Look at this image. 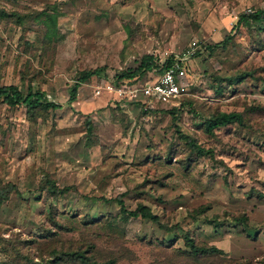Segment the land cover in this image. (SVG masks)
I'll return each mask as SVG.
<instances>
[{"label": "rangeland", "instance_id": "374dc122", "mask_svg": "<svg viewBox=\"0 0 264 264\" xmlns=\"http://www.w3.org/2000/svg\"><path fill=\"white\" fill-rule=\"evenodd\" d=\"M261 10L264 0H0V87L60 105L29 112L0 98V190L11 188L0 264L74 252L99 263L264 264V19L240 24ZM194 45L178 75L188 94L172 103L106 90L144 56L161 64ZM218 113L244 122L209 135ZM181 134L213 154L199 156ZM49 183L67 192L51 195ZM118 199L160 222L122 214ZM187 237L224 255L193 256ZM67 258L60 264H80Z\"/></svg>", "mask_w": 264, "mask_h": 264}, {"label": "trees", "instance_id": "16d2710c", "mask_svg": "<svg viewBox=\"0 0 264 264\" xmlns=\"http://www.w3.org/2000/svg\"><path fill=\"white\" fill-rule=\"evenodd\" d=\"M16 16V15H15ZM3 18H9V15H3ZM242 22H247L248 25L252 26H260L264 19V10L258 11L255 15H247L242 18ZM232 40V35L228 36L223 43L228 44ZM174 57H170L165 64L162 66L160 62L154 58L153 56H144L140 61L139 65L134 69H127L123 71V73L117 75V79L119 82L116 84L118 87L121 86H135L138 85L139 81L143 79V77L150 72H158L162 73L165 69H168L174 64ZM161 68V69H160ZM99 71H92L84 73L75 84L72 89L70 102H75L77 100V92L82 84L87 83L92 77L99 75ZM246 78V75H242L235 79H229V84L234 85ZM224 92L223 88H219L217 93L222 94ZM0 98L3 99L9 106H18L25 105L29 112H35L38 109L43 110H57L60 108V105L55 104L54 102H50L46 99L45 95L42 93L29 94L24 97L22 93L16 87H0ZM244 119L243 116L239 113H218L216 115H212L209 119L205 121V131L209 135H213L214 131L217 129H221L224 127H228L232 124H243ZM89 132H92V127H88ZM181 138L185 140V142L193 149L195 153L199 156H210L212 155L211 150H207L203 148L196 140L191 139L190 137L184 136L181 134ZM44 190H47V193L51 195H62L67 192V189L60 190L56 187L55 183H49ZM11 188H5L0 190V205L3 203L5 199H7V195L10 194ZM253 196L254 193H251ZM259 199H263L264 195L258 193ZM119 206L121 207V212L124 215H128L133 218H142L146 220H150L154 223H159L160 218L153 213L151 208L145 205H139L135 211H128L124 205L122 199L117 200ZM206 210V209H205ZM204 210V211H205ZM203 211V212H204ZM187 245L190 249V253L193 256L202 255H211V256H221L224 255V251L220 250L217 247H202L196 245L195 241L189 237H187ZM56 264H60L61 261H66L69 258H72L80 264H115L114 261H108L106 263H99L95 261L91 257H87L83 252H74L65 255L64 257L55 254Z\"/></svg>", "mask_w": 264, "mask_h": 264}, {"label": "built area", "instance_id": "2783aa9c", "mask_svg": "<svg viewBox=\"0 0 264 264\" xmlns=\"http://www.w3.org/2000/svg\"><path fill=\"white\" fill-rule=\"evenodd\" d=\"M249 13H252V11H249ZM196 50H198V47L194 45V47L186 53L175 56V62L171 67L165 69L162 73L154 72L156 78L154 77L152 81L144 85L138 84L135 86L118 87L114 84H106V90L112 94H118L122 98H129L131 101L142 97L152 103H172L176 99L188 94L186 85L179 80L178 75L179 71H183V68L192 61L196 55ZM164 58L165 61H161L162 66L170 57ZM102 90L103 86L96 87V93L98 95L102 93Z\"/></svg>", "mask_w": 264, "mask_h": 264}, {"label": "crops", "instance_id": "0c3cea01", "mask_svg": "<svg viewBox=\"0 0 264 264\" xmlns=\"http://www.w3.org/2000/svg\"><path fill=\"white\" fill-rule=\"evenodd\" d=\"M110 93V92H109Z\"/></svg>", "mask_w": 264, "mask_h": 264}]
</instances>
